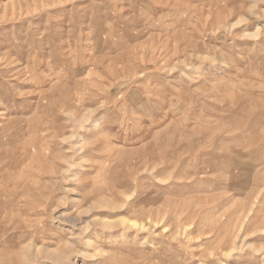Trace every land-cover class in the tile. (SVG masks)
I'll use <instances>...</instances> for the list:
<instances>
[{
  "label": "rangeland",
  "instance_id": "obj_1",
  "mask_svg": "<svg viewBox=\"0 0 264 264\" xmlns=\"http://www.w3.org/2000/svg\"><path fill=\"white\" fill-rule=\"evenodd\" d=\"M0 264H264V0H0Z\"/></svg>",
  "mask_w": 264,
  "mask_h": 264
},
{
  "label": "bare ground",
  "instance_id": "obj_2",
  "mask_svg": "<svg viewBox=\"0 0 264 264\" xmlns=\"http://www.w3.org/2000/svg\"><path fill=\"white\" fill-rule=\"evenodd\" d=\"M128 223H130V222H128ZM132 223H133V222H131V227L134 226V225H132ZM133 224H134V223H133ZM139 225H140V224H139ZM136 226H137V225H136Z\"/></svg>",
  "mask_w": 264,
  "mask_h": 264
}]
</instances>
